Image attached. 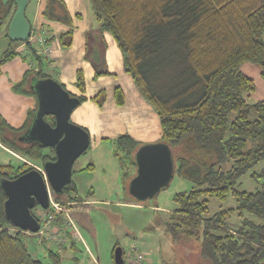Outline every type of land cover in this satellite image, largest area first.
I'll use <instances>...</instances> for the list:
<instances>
[{"label": "trees", "instance_id": "16d2710c", "mask_svg": "<svg viewBox=\"0 0 264 264\" xmlns=\"http://www.w3.org/2000/svg\"><path fill=\"white\" fill-rule=\"evenodd\" d=\"M91 3L101 32L113 36L122 51L126 72L158 114L161 142L175 155L180 154L175 159L176 173L194 184L191 191L175 195L176 208L163 223L166 234L187 252L181 264H264V170L251 173L264 161V101L248 103L246 95L254 93L256 86L241 71L245 63L257 64L264 78V0ZM16 8L15 0L6 4L0 0V27L6 21L9 28ZM44 16L72 27L71 15L62 0H47ZM72 39V31L64 34L63 46L70 47ZM9 40L12 44L23 43ZM29 53L38 63L44 60L34 46L28 47L25 54ZM17 56L20 52L9 48L0 66ZM46 78L51 77L29 68L12 91L36 99L32 81ZM77 84L82 91L85 89L82 73L78 74ZM115 96L117 104L123 105L120 89H116ZM92 100L102 107L105 94ZM36 110L37 104L20 128L12 127L0 115V144L43 167L45 162L56 160L54 150L19 140L29 129ZM51 123L54 125L53 118ZM115 146L126 148L130 165L136 168L135 153L140 145L123 136ZM33 169L25 162L19 167L1 166L0 182ZM247 175L262 181L254 192L239 190L240 180ZM71 192H77L73 181L64 188L63 195L54 194V198L61 203L77 200ZM229 197L235 198L238 206L212 214L211 200L224 202ZM6 199L0 186V264H42L28 250L26 234L9 230L12 226L5 215ZM232 218L238 219V227H231ZM194 245L198 252L189 253ZM47 249L55 264H61L54 248Z\"/></svg>", "mask_w": 264, "mask_h": 264}, {"label": "rangeland", "instance_id": "374dc122", "mask_svg": "<svg viewBox=\"0 0 264 264\" xmlns=\"http://www.w3.org/2000/svg\"><path fill=\"white\" fill-rule=\"evenodd\" d=\"M7 32L8 24L5 21L0 27V60L5 57L11 43ZM12 61L0 66V115L2 117L13 115L21 103L13 96L15 94L13 91L14 94L7 90V84H15V76L11 73L16 60ZM241 71L252 79L256 86L254 93L246 95L248 103L256 104L264 101V78L261 76L260 66L245 63ZM8 120L10 124L16 125L11 117ZM13 153L0 145V167L7 165L19 167L22 164V157ZM173 155L176 159L180 154L175 155L173 151ZM120 159L125 162V170L121 167ZM130 162L132 160L128 158L127 150L123 146L107 144L98 149L91 141L88 150L74 163L72 181L77 192H71V195H77V200L72 201L76 203L73 205V213L83 214L75 219L83 242L76 237L74 249L65 251L55 249L54 252L61 258V264H116L114 255L117 248L123 249L124 264H129L128 253L134 247H138L145 253L146 264L183 263L187 252L184 247L174 243L169 234H166L163 223L176 208L175 195L191 191L194 184L175 173L170 185L153 199L145 202L131 200L128 190L130 182L127 183V181H131L135 176L136 168L131 167ZM30 163L32 164V166L29 164L30 167L34 169L35 167L43 169L40 164ZM263 170L264 161L259 163L251 173H261ZM125 173H128V177L124 179ZM261 182L247 175L240 180L239 190L254 192L260 187ZM51 195L53 197L54 193L51 192ZM237 206L238 202L233 197H229L224 202L216 199L210 202L212 214ZM32 212L39 220L42 208L36 206ZM233 219L230 220V225L236 228L239 221ZM9 230L13 232V227ZM26 237V246L35 259L42 264H55L49 250L44 243L40 244L38 237L28 235ZM191 252H198L197 245L191 247L189 253Z\"/></svg>", "mask_w": 264, "mask_h": 264}, {"label": "crops", "instance_id": "0c3cea01", "mask_svg": "<svg viewBox=\"0 0 264 264\" xmlns=\"http://www.w3.org/2000/svg\"><path fill=\"white\" fill-rule=\"evenodd\" d=\"M62 1L71 15L72 27L44 16L47 0H31L26 18L33 28L32 32L36 29L46 38L51 54L42 63L36 62L30 53L24 54L27 56L24 59L23 56L14 58L13 61H16L11 73L15 76L14 82L19 83L29 68L42 70L72 96L85 98L86 101L81 102L73 111L70 120L89 133L95 148L99 149L107 144L115 146L116 141L123 136L130 137L140 146L161 142L163 131L160 118L139 92L133 77L126 72L122 51L113 36L101 32L91 0ZM69 31L73 33L72 44L64 47L61 38ZM9 48L23 50L19 43H10ZM79 73L84 77L83 91L77 84ZM98 73L101 75L98 76ZM7 86V90L14 94L13 85L9 83ZM116 89H120L124 95V104L121 106L116 101ZM102 92L105 94V102L100 107L92 99ZM13 96L21 103L13 115L4 118L8 120L11 117L16 125L10 124V120L7 122L14 128H20L24 125L29 110L35 109L37 101L33 97L18 94ZM21 159V162L31 164L30 161ZM126 176L123 175V178ZM129 182L130 180L127 181ZM82 215L80 212L75 213L74 218ZM74 239L76 238L58 250L74 249Z\"/></svg>", "mask_w": 264, "mask_h": 264}, {"label": "water", "instance_id": "95a60500", "mask_svg": "<svg viewBox=\"0 0 264 264\" xmlns=\"http://www.w3.org/2000/svg\"><path fill=\"white\" fill-rule=\"evenodd\" d=\"M6 4L8 0H3ZM16 11L8 28L13 41L25 42L31 35V24L26 10L31 0H15ZM31 90L36 95L37 110L27 132L20 142L38 143L53 149L55 161H47L43 171L38 169L16 179L0 182L6 201L4 210L10 225L24 232L37 233L40 229L33 209L49 207L51 192L63 195L64 188L72 182L74 163L90 147V135L82 127L71 122L73 111L81 104L53 78L33 80ZM47 117L53 118L54 125ZM136 174L129 183V194L138 202L156 197L168 187L176 173V161L172 149L165 143L142 145L135 153ZM123 249L115 250V263L124 264Z\"/></svg>", "mask_w": 264, "mask_h": 264}, {"label": "built area", "instance_id": "2783aa9c", "mask_svg": "<svg viewBox=\"0 0 264 264\" xmlns=\"http://www.w3.org/2000/svg\"><path fill=\"white\" fill-rule=\"evenodd\" d=\"M29 46H34L37 49V54L44 59L50 58L51 49L43 34L39 31H33L29 39L22 43V49L20 52L21 56L28 51ZM32 166V164H30ZM38 169L37 167H35ZM44 172L43 169H38ZM76 203L58 202L54 196L50 195L48 209H42L40 213V229L37 233L24 232L18 228L13 227L12 233L22 231L30 237H38L39 242L43 243L48 248L60 249L64 247L73 238H80L83 242L81 234L79 232L76 220L74 218L73 205ZM16 231V232H15ZM129 264H146V255L138 247H134L128 253Z\"/></svg>", "mask_w": 264, "mask_h": 264}, {"label": "flooded vegetation", "instance_id": "af4514ba", "mask_svg": "<svg viewBox=\"0 0 264 264\" xmlns=\"http://www.w3.org/2000/svg\"><path fill=\"white\" fill-rule=\"evenodd\" d=\"M35 99V98H34ZM47 119L49 120V121H52V118L51 117H47Z\"/></svg>", "mask_w": 264, "mask_h": 264}, {"label": "bare ground", "instance_id": "6f19581e", "mask_svg": "<svg viewBox=\"0 0 264 264\" xmlns=\"http://www.w3.org/2000/svg\"><path fill=\"white\" fill-rule=\"evenodd\" d=\"M31 33H32V29H31ZM31 36V35H30Z\"/></svg>", "mask_w": 264, "mask_h": 264}]
</instances>
